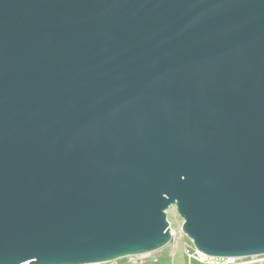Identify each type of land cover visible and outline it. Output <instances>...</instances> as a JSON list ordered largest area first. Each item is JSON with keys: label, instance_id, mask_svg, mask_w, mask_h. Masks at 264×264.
I'll return each mask as SVG.
<instances>
[{"label": "water", "instance_id": "1", "mask_svg": "<svg viewBox=\"0 0 264 264\" xmlns=\"http://www.w3.org/2000/svg\"><path fill=\"white\" fill-rule=\"evenodd\" d=\"M264 255V0H0V264Z\"/></svg>", "mask_w": 264, "mask_h": 264}, {"label": "built area", "instance_id": "2", "mask_svg": "<svg viewBox=\"0 0 264 264\" xmlns=\"http://www.w3.org/2000/svg\"><path fill=\"white\" fill-rule=\"evenodd\" d=\"M185 260L181 264H264V255H253L248 257H211L200 251L194 246L192 241L187 238L184 246ZM89 264H175L173 262L160 261L150 253L129 255L114 260Z\"/></svg>", "mask_w": 264, "mask_h": 264}, {"label": "rangeland", "instance_id": "3", "mask_svg": "<svg viewBox=\"0 0 264 264\" xmlns=\"http://www.w3.org/2000/svg\"><path fill=\"white\" fill-rule=\"evenodd\" d=\"M166 219L169 223L171 239L164 247L152 252V255L160 261L178 264L185 260L183 251L187 237L181 231L182 219L176 212L175 206H170L166 210Z\"/></svg>", "mask_w": 264, "mask_h": 264}, {"label": "crops", "instance_id": "4", "mask_svg": "<svg viewBox=\"0 0 264 264\" xmlns=\"http://www.w3.org/2000/svg\"><path fill=\"white\" fill-rule=\"evenodd\" d=\"M183 261H184V260H183ZM183 261H182V262H183ZM182 262H179L178 264H181ZM173 263H174V262H173ZM175 264H176V263H175Z\"/></svg>", "mask_w": 264, "mask_h": 264}]
</instances>
